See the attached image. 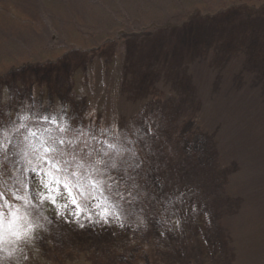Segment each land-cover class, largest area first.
I'll use <instances>...</instances> for the list:
<instances>
[{
    "label": "rangeland",
    "instance_id": "obj_1",
    "mask_svg": "<svg viewBox=\"0 0 264 264\" xmlns=\"http://www.w3.org/2000/svg\"><path fill=\"white\" fill-rule=\"evenodd\" d=\"M228 1L0 0V70L30 64L0 75V199L28 217L0 222L10 264H264V8ZM50 138L108 153L85 182L131 203L75 181L40 199Z\"/></svg>",
    "mask_w": 264,
    "mask_h": 264
},
{
    "label": "snow or ice",
    "instance_id": "obj_2",
    "mask_svg": "<svg viewBox=\"0 0 264 264\" xmlns=\"http://www.w3.org/2000/svg\"><path fill=\"white\" fill-rule=\"evenodd\" d=\"M23 118L28 119L27 116ZM44 120L47 121L48 117H44ZM21 127L25 126L22 125ZM17 131H19V129H17ZM60 131H64V129H60ZM31 135L35 137L37 134L32 132ZM64 144L65 141L63 139H41L39 147L33 148L32 157L37 163L34 168L30 169V171L33 173V180L39 178V183L44 189V192L38 193L40 199L55 204L58 199V192H60L61 189H67L69 192H72L73 189L70 187V184L72 181H75L76 192L81 195L87 193L91 199H97V197L92 195V192L89 191L90 188L93 191H101L103 185H107V188L104 190L112 192L113 196L118 198L117 204L113 205L114 207H122V205L119 204V201L128 204L131 203V191H128L126 195L125 191L121 190L120 183L115 177L110 176L109 179L112 180V183L108 184L107 181L93 180L89 174L87 176V182H85V175L81 173V169L85 167V163H87L88 167L96 173L101 171V166H104L105 168L110 166L112 169L117 168L115 161L109 163L110 158H104L108 156V153H103L98 159L85 160V157H91V153H85L84 156H78L72 152H66L63 149L56 147V145ZM109 147L112 146L110 145ZM5 155H7V149H5ZM0 195H2V193H0ZM6 198L9 201L7 205L3 203V199H0V222L12 226L16 224V222L28 218L27 215H21L20 209L14 208L12 203L13 200L23 201L24 197L13 196L12 193L9 192ZM105 198L107 199V197ZM71 203L79 212H83L75 195L72 196ZM108 214V210L104 209L102 219ZM114 215L118 214L114 213ZM104 222L107 223V220ZM83 226V224L80 225V227Z\"/></svg>",
    "mask_w": 264,
    "mask_h": 264
},
{
    "label": "trees",
    "instance_id": "obj_3",
    "mask_svg": "<svg viewBox=\"0 0 264 264\" xmlns=\"http://www.w3.org/2000/svg\"><path fill=\"white\" fill-rule=\"evenodd\" d=\"M233 3H235L234 1H228L227 3H224V4H221L220 6H219V9L220 10H225V9H228V8H230L232 5H234ZM245 5L247 8H249L250 10H252V11H257V8L258 9H261V8H264V1L262 2V3H260L259 4V1H255V0H253V2L251 3V2H246V1H241L238 5ZM1 6V5H0ZM195 10H194V12H197V7L196 8H194ZM2 11V8L0 7V12ZM216 11H218V10H216ZM192 14H194V13H192ZM16 16H17V13L15 12V11H13V13H11V17H12V20L13 19H15L16 18ZM18 17H20V16H18ZM22 20L23 21H25L26 22V19H25V17H23L22 18ZM50 60V59H49ZM48 60V61H49ZM28 60H21V61H18V62H15L14 64L13 63H9L10 65H6L5 66V70H0V75H5L6 73H9L10 71H14V70H18V69H23V68H25L26 66H28V65H30V64H28V62H27ZM8 67V68H7ZM10 67V68H9ZM7 68V69H6ZM192 122L193 123H197L198 122V116H197V113H195V115H194V118H193V120H192ZM192 123V124H193ZM195 126V129L197 130V131H199V127H198V125H194Z\"/></svg>",
    "mask_w": 264,
    "mask_h": 264
},
{
    "label": "clouds",
    "instance_id": "obj_4",
    "mask_svg": "<svg viewBox=\"0 0 264 264\" xmlns=\"http://www.w3.org/2000/svg\"><path fill=\"white\" fill-rule=\"evenodd\" d=\"M0 252H3V257L0 258V264H10V262L13 261L14 258L8 246H5Z\"/></svg>",
    "mask_w": 264,
    "mask_h": 264
}]
</instances>
